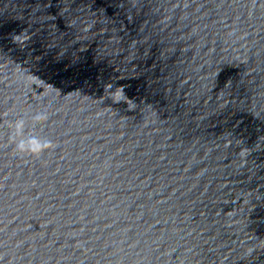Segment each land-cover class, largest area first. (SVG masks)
Instances as JSON below:
<instances>
[{"label": "water", "instance_id": "water-1", "mask_svg": "<svg viewBox=\"0 0 264 264\" xmlns=\"http://www.w3.org/2000/svg\"><path fill=\"white\" fill-rule=\"evenodd\" d=\"M0 264H264V0H0Z\"/></svg>", "mask_w": 264, "mask_h": 264}, {"label": "clouds", "instance_id": "clouds-1", "mask_svg": "<svg viewBox=\"0 0 264 264\" xmlns=\"http://www.w3.org/2000/svg\"><path fill=\"white\" fill-rule=\"evenodd\" d=\"M35 124L40 123L46 119L43 113H37L32 117ZM25 120L17 119L12 128L14 130V141L16 151L20 154H31L33 156H39L45 149L51 147L50 143L42 142L35 136L25 135Z\"/></svg>", "mask_w": 264, "mask_h": 264}]
</instances>
